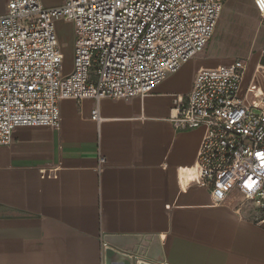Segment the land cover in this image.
Instances as JSON below:
<instances>
[{
  "label": "crops",
  "instance_id": "obj_1",
  "mask_svg": "<svg viewBox=\"0 0 264 264\" xmlns=\"http://www.w3.org/2000/svg\"><path fill=\"white\" fill-rule=\"evenodd\" d=\"M204 49L211 60L196 65ZM204 49L144 97L62 99L57 127L13 131L0 145V264H105L108 247L132 264H264V215L236 213L234 192L213 205L207 188L180 189L178 168L194 164L203 128L169 120L200 67L244 58L240 94L261 92L264 14L254 0H224Z\"/></svg>",
  "mask_w": 264,
  "mask_h": 264
},
{
  "label": "built area",
  "instance_id": "obj_2",
  "mask_svg": "<svg viewBox=\"0 0 264 264\" xmlns=\"http://www.w3.org/2000/svg\"><path fill=\"white\" fill-rule=\"evenodd\" d=\"M223 2L64 0L45 7L40 0H6L0 14V145L10 144L17 127H57L62 99L146 96L204 49ZM254 5L263 15L264 0ZM59 17L74 27L68 72L54 26ZM247 65L239 58L198 68L190 90L176 96L169 120L175 128H203L194 164L178 168L180 189L207 188L213 205L225 204L234 192L233 210L248 205L258 219L264 215V83L257 105L240 94ZM91 119L100 121L97 106Z\"/></svg>",
  "mask_w": 264,
  "mask_h": 264
},
{
  "label": "rangeland",
  "instance_id": "obj_3",
  "mask_svg": "<svg viewBox=\"0 0 264 264\" xmlns=\"http://www.w3.org/2000/svg\"><path fill=\"white\" fill-rule=\"evenodd\" d=\"M55 32L57 35L58 43L61 48V52L64 56L63 63H62V70L63 72L71 71L73 67V49H74V27L73 24L66 20L63 17H59L54 21ZM201 53V58H197L196 56L193 58L195 64L198 65L200 63H206L211 60V56L213 55L212 51H208L204 49ZM200 54V53H199ZM204 54V56H203ZM243 52L239 51L235 54V56L242 55ZM198 56V55H197ZM257 89L253 86L248 89V102L252 103L253 105H257L258 100L260 98V93L256 94Z\"/></svg>",
  "mask_w": 264,
  "mask_h": 264
},
{
  "label": "water",
  "instance_id": "obj_4",
  "mask_svg": "<svg viewBox=\"0 0 264 264\" xmlns=\"http://www.w3.org/2000/svg\"><path fill=\"white\" fill-rule=\"evenodd\" d=\"M105 264H132L131 258L127 255L108 247L104 251ZM138 264H148L146 262H138Z\"/></svg>",
  "mask_w": 264,
  "mask_h": 264
},
{
  "label": "snow or ice",
  "instance_id": "obj_5",
  "mask_svg": "<svg viewBox=\"0 0 264 264\" xmlns=\"http://www.w3.org/2000/svg\"><path fill=\"white\" fill-rule=\"evenodd\" d=\"M258 155H261V154H258Z\"/></svg>",
  "mask_w": 264,
  "mask_h": 264
}]
</instances>
